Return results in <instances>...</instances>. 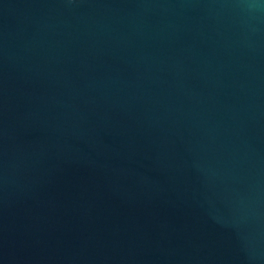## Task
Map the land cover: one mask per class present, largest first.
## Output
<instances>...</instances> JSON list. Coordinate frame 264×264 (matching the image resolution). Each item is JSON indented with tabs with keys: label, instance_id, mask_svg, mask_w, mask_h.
Instances as JSON below:
<instances>
[{
	"label": "water",
	"instance_id": "water-1",
	"mask_svg": "<svg viewBox=\"0 0 264 264\" xmlns=\"http://www.w3.org/2000/svg\"><path fill=\"white\" fill-rule=\"evenodd\" d=\"M0 264H264V0H0Z\"/></svg>",
	"mask_w": 264,
	"mask_h": 264
}]
</instances>
